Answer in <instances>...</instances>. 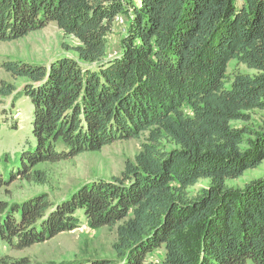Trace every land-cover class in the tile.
I'll use <instances>...</instances> for the list:
<instances>
[{
  "label": "trees",
  "instance_id": "trees-1",
  "mask_svg": "<svg viewBox=\"0 0 264 264\" xmlns=\"http://www.w3.org/2000/svg\"><path fill=\"white\" fill-rule=\"evenodd\" d=\"M118 17L126 29L109 57ZM52 22L77 40L68 47L75 55L3 63L25 79L2 80L3 112L14 113L20 97L32 109L27 146L0 155V193L17 177L47 185V163L117 140L141 145L119 175L62 201L46 191L0 198L4 244L23 249L74 230L82 213L90 227L114 232V258L0 254V264H147L155 252L154 264H264V175L227 184L264 160V120L232 124L264 110V0H0V42ZM201 180L209 184L193 191Z\"/></svg>",
  "mask_w": 264,
  "mask_h": 264
},
{
  "label": "rangeland",
  "instance_id": "rangeland-1",
  "mask_svg": "<svg viewBox=\"0 0 264 264\" xmlns=\"http://www.w3.org/2000/svg\"><path fill=\"white\" fill-rule=\"evenodd\" d=\"M126 29L123 17H118L114 23L112 32L107 37L108 56L119 53L121 37ZM77 40L67 36L55 23H49L42 29L35 30L25 37L13 41L0 42V85L2 80L20 86L25 79L13 78L3 68V63L10 60L47 64L52 59L61 55H75L69 46L77 45ZM236 59L230 61L235 65ZM243 71L253 73L241 65ZM3 102V103H2ZM10 103V97L2 99L0 96V155L8 153L11 157H17L19 152L27 146L30 132L31 105L25 97H20L16 103L14 113L3 112ZM264 120V110H256L251 114V123L232 121L234 126L244 124L259 125ZM141 141L138 139L117 140L112 144L104 145L100 151L84 152L80 155L56 163H47L43 167L48 174L49 183L39 185L36 182L27 181L17 177L6 190H2L0 198L23 200L35 193L46 191L54 201H62L71 196L80 185L97 178H112L123 170L126 159H133L139 151ZM13 162L7 165V170L13 166ZM17 167V165H14ZM9 171L6 172L8 174ZM264 175V160L255 168L245 171L237 179L227 180L228 186L243 187L247 182ZM208 180H201L194 188L197 191L207 186ZM81 212V211H79ZM78 212V213H79ZM79 225L71 231L61 232L58 235L42 242H37L23 249H14L0 240V254L13 256H27L31 260L42 263L76 261L88 263L94 259L114 258L113 248L115 241L114 232L106 226L92 228L87 223L82 213L78 214ZM162 253L155 252L149 255L147 264H154L161 260Z\"/></svg>",
  "mask_w": 264,
  "mask_h": 264
}]
</instances>
